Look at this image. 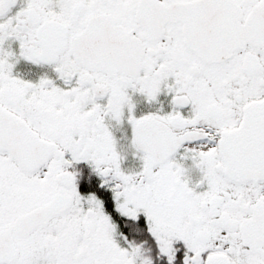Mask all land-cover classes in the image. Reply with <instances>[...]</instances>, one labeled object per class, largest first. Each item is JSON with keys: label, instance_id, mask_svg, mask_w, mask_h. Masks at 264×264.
<instances>
[{"label": "snow or ice", "instance_id": "snow-or-ice-1", "mask_svg": "<svg viewBox=\"0 0 264 264\" xmlns=\"http://www.w3.org/2000/svg\"><path fill=\"white\" fill-rule=\"evenodd\" d=\"M0 264H264V0H0Z\"/></svg>", "mask_w": 264, "mask_h": 264}]
</instances>
